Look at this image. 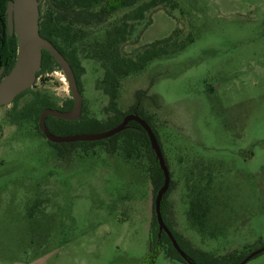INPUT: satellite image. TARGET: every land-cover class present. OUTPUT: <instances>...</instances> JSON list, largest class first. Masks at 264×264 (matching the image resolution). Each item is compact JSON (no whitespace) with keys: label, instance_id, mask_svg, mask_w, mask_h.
<instances>
[{"label":"rangeland","instance_id":"1","mask_svg":"<svg viewBox=\"0 0 264 264\" xmlns=\"http://www.w3.org/2000/svg\"><path fill=\"white\" fill-rule=\"evenodd\" d=\"M174 1L130 20L122 52L135 56L171 34L193 41L124 77L118 107L130 110L147 91L140 104L153 116L175 184L168 222L199 250L196 261L204 264L206 252L234 264L264 247V0ZM82 63L85 104L103 117L104 69L94 59ZM36 92L67 97L63 71L38 77L19 106ZM12 105L0 107V264H146L154 202L148 157L128 160L103 145L71 153L34 118L13 121ZM153 264L189 263L160 251ZM246 264H264V252Z\"/></svg>","mask_w":264,"mask_h":264},{"label":"trees","instance_id":"2","mask_svg":"<svg viewBox=\"0 0 264 264\" xmlns=\"http://www.w3.org/2000/svg\"><path fill=\"white\" fill-rule=\"evenodd\" d=\"M8 1L0 0V69L5 67L3 76L11 70L17 55L16 35H11L8 31ZM166 3H169L173 7L177 5V2L174 0H43L40 6V32L42 36L50 39L69 60L82 91V75L86 72L82 59H94L100 62L104 69V74L102 79L98 81L97 87L109 98V104L105 108L107 113L111 108L114 110V115L110 113L104 119L91 115L87 108L76 122L53 117V119L61 122L71 123L70 125L61 127V129H54L50 126L53 133L67 135L76 132L106 130L117 125L126 114L133 112L135 109L152 126L169 166L159 132L153 122V116L149 112H146L140 104L142 97L147 91L138 92V102L130 110H121L117 102L121 80L124 77L144 70L153 60L179 53L193 41V38L190 37L189 41L178 43V41H173V35L171 34L150 42L143 51L137 53L135 56H126L122 52L121 44L128 40L134 27L130 20L145 19L147 12ZM120 14L121 16L118 19L112 20L114 16ZM55 67L62 70L54 56L47 50H44L42 66L38 71L37 78L44 73L53 71ZM31 90L32 88L21 93L13 102L12 108L8 112L11 119L16 123L33 118L37 122L40 112L44 108L51 106L50 96L39 92L34 93V97L29 102L19 106V99ZM108 139L111 141V144H108V140L104 139L76 141L73 142V145L82 147L85 154H88L90 149L96 145L104 144L108 152H123L128 160L147 156L149 160L147 169L149 178L154 186L155 199L159 187L164 182V174L151 147L146 130L136 121H131L125 130ZM53 144L62 146L67 143ZM174 185V181L171 178L170 187L162 200L163 218L181 248L193 261L203 264L196 261L192 255L197 254L199 250L192 245V242L186 236L180 232H176L168 222L166 201ZM160 251H163L170 259L185 261L174 247L169 236L165 232L159 234V225L153 202L149 253L144 262L146 264H153L155 255ZM202 256L203 260H205L204 264H225L229 259V256L219 258L206 252H202ZM234 264H238V261Z\"/></svg>","mask_w":264,"mask_h":264},{"label":"water","instance_id":"3","mask_svg":"<svg viewBox=\"0 0 264 264\" xmlns=\"http://www.w3.org/2000/svg\"><path fill=\"white\" fill-rule=\"evenodd\" d=\"M43 0H9L7 4V24L11 35L17 38V55L11 70L5 74V67L0 69V107L13 103L16 98L26 90L32 88L37 80L38 71L42 66L43 51L50 52L61 66L65 77L68 80L69 88L74 95V106L71 110L63 111L57 108L46 107L39 116V129L46 138L54 143L74 142V141H96L109 138L125 130L129 122L136 121L148 133L151 147L158 159L159 165L164 174V182L159 187L155 199L154 207L159 225V234L165 232L171 239L174 247L183 259L189 264H198L181 248L173 232L166 224L162 214V200L167 193L171 172L167 164L162 146L152 128L145 118L136 111L128 113L117 125L97 132H80L69 135H59L53 133L48 127L47 116L52 115L58 118L73 120L82 113L83 94L79 89L75 71L58 47L48 38L42 36L40 32V6ZM264 251V247L251 252L240 264H245L251 257Z\"/></svg>","mask_w":264,"mask_h":264},{"label":"flooded vegetation","instance_id":"4","mask_svg":"<svg viewBox=\"0 0 264 264\" xmlns=\"http://www.w3.org/2000/svg\"><path fill=\"white\" fill-rule=\"evenodd\" d=\"M61 71H63V70H61ZM51 72H53V71H51ZM50 72H48V74H49ZM64 73V72H63ZM77 77V76H76ZM77 81H78V79H77ZM78 86H79V89H80V91L82 92V94H83V106H82V113H81V115L77 118V119H73V120H69V121H71V122H76L78 119H80V117L84 114V111H85V109L87 108V110H89L88 109V107H87V105L85 104V97H84V86H83V82H82V86H83V91L81 90V87H80V84H79V81H78ZM104 93V92H103ZM51 99V106H49V107H51V108H57V109H60V110H63V111H68V110H71L72 108H73V106H74V95H73V93L71 92V90H70V88H69V95L67 96V97H64L62 100H60V101H57V99H53L52 97H50ZM108 104H109V98H108ZM107 104V105H108ZM106 108V107H105ZM105 108H104V115H103V117H98L99 119H104L105 118V116H108L110 113L112 114V115H114V110L111 108L110 110H109V112L107 113V111L105 110ZM134 111H136L135 109L133 110V112ZM41 113V112H40ZM39 116H40V114H39ZM53 117H56V116H52V115H48L47 116V121H46V123H47V125H48V127L50 128V126L52 127V128H54V129H61V127H63V126H65V125H70L71 123H64V122H61V121H59V120H56V119H53ZM56 118H58V117H56ZM58 119H62V118H58ZM65 120H67V119H65ZM38 123H39V118H38V121H37ZM38 123H37V126H36V128L38 129V131H40V129H39V126H38ZM73 124V123H72ZM0 129H2V126L0 125ZM51 130V129H50ZM41 132V131H40ZM42 133V132H41ZM76 133H79V132H76ZM76 133H71V134H76ZM43 134V133H42ZM44 135V134H43ZM67 135H69V134H67ZM45 136V135H44ZM46 137V136H45ZM112 137V136H111ZM110 138V137H109ZM107 140H108V144H111V141L108 139V138H106ZM102 140H104V139H102ZM74 142H76V141H74ZM54 143V142H53ZM64 143H67L68 144V147H67V149H69V151L71 152V153H74V152H77V150H79V149H82V147H80V146H75V145H73V142H64ZM103 146H104V149L108 152V149H107V147L103 144ZM65 150V149H64ZM193 215H195L198 219H206V218H208V213H207V211H200V212H196L195 210L193 211ZM264 252V251H263ZM251 253V251H249V252H247V253H245V254H243V256H242V258L238 261V264H240L241 263V261H243L249 254ZM262 253V252H261ZM260 254V253H259ZM258 255V254H257ZM256 256V255H255ZM254 257V256H253ZM253 257H251V258H253ZM250 258V259H251ZM249 259V260H250ZM185 260V259H184ZM248 260V261H249ZM186 261V260H185ZM247 261V262H248ZM187 262V261H186ZM246 262V263H247ZM245 263V264H246Z\"/></svg>","mask_w":264,"mask_h":264}]
</instances>
